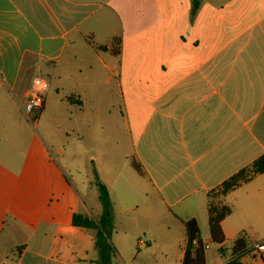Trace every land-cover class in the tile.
I'll return each mask as SVG.
<instances>
[{"label":"crops","instance_id":"crops-1","mask_svg":"<svg viewBox=\"0 0 264 264\" xmlns=\"http://www.w3.org/2000/svg\"><path fill=\"white\" fill-rule=\"evenodd\" d=\"M192 7L0 0V264H96V231L73 225L75 213L101 215L96 181L112 202V264L134 258L138 229L174 228L179 264L185 220L199 224L206 264H228L237 239L251 249L249 233L264 232L259 173L224 197L232 209L222 221L226 239L209 251V193L264 155V0H202L195 14ZM53 89L83 109L84 175L75 152L67 158L23 112L40 93L39 119ZM77 180L89 190L83 196Z\"/></svg>","mask_w":264,"mask_h":264},{"label":"trees","instance_id":"trees-1","mask_svg":"<svg viewBox=\"0 0 264 264\" xmlns=\"http://www.w3.org/2000/svg\"><path fill=\"white\" fill-rule=\"evenodd\" d=\"M201 1L202 0H192V14L198 11ZM111 46L113 52L118 54L121 48L120 38H114L111 42ZM67 99L68 101H73L72 96L67 97ZM78 103L81 102L79 101ZM133 166L138 173H141L139 164L133 163ZM259 173H264V155L209 193V225L210 236L213 243L223 244L226 239L222 229V221L232 213V209L224 204V197ZM96 178H98L97 175ZM95 186L98 192V200L102 205L101 215L95 217L89 213H75L73 216V225L95 230L96 246L100 253L99 261L96 264H112V259L115 254V248L109 241V235L113 229V217L111 214L112 202L105 184L96 181ZM184 225L188 242L182 264H206V250L201 240L200 227L197 220L194 218L185 220ZM233 250L236 257L228 264H243L239 258L249 251L245 240L243 238L237 239L233 246Z\"/></svg>","mask_w":264,"mask_h":264},{"label":"rangeland","instance_id":"rangeland-1","mask_svg":"<svg viewBox=\"0 0 264 264\" xmlns=\"http://www.w3.org/2000/svg\"><path fill=\"white\" fill-rule=\"evenodd\" d=\"M66 63L70 64V56L64 57L62 64ZM67 89H70V86ZM105 90L108 92L107 88H105ZM48 106L49 110H47V112L39 119L37 116H35V124H33L38 128L39 131H41V133H45L44 129L51 131L53 133L52 138L57 141L58 145L64 147L67 158H70L71 152H75V161L77 163L79 162V165H77L76 168H79L81 175L88 173V168L90 165L84 153L85 142L83 141L81 132L83 123V109L72 107L71 104L69 107V103L61 99V97L56 94L54 89L49 96ZM75 106H77V104H75ZM68 132L69 134H66ZM44 137L47 138L45 135ZM66 168L70 172V167L66 166ZM76 177L78 178L79 176L77 175ZM76 183L82 196L89 192V190L85 191V186L81 182L79 184L77 180ZM95 212V209H93L92 213L94 214L92 215L97 217L98 215ZM175 232L176 230H174V228L171 230L164 228L154 230L152 235H150L149 232L138 229L132 234V240L134 241L135 245H137L134 258L130 260H121L118 257V264H179L181 255L180 245L182 240L181 236H177V238L181 240L180 242L174 239L172 241L170 240V237L174 236ZM111 235L112 234L109 235L110 238ZM176 235H178L177 232ZM249 235L253 242H259L263 239L264 232L251 231ZM140 240L141 242H139ZM149 240V245H147V241ZM138 245H140L141 248H139ZM210 248L211 249H209V251L214 253L216 250H218V244L210 243ZM255 255L256 258L254 257ZM256 260H262V256L256 254L253 251L249 250L243 255V261L246 264H254Z\"/></svg>","mask_w":264,"mask_h":264},{"label":"built area","instance_id":"built-area-1","mask_svg":"<svg viewBox=\"0 0 264 264\" xmlns=\"http://www.w3.org/2000/svg\"><path fill=\"white\" fill-rule=\"evenodd\" d=\"M44 105V96L40 93H33L23 107V112L28 120L35 124L34 118L39 113ZM207 246H205L206 248ZM261 256H264V240L255 242L249 249Z\"/></svg>","mask_w":264,"mask_h":264}]
</instances>
